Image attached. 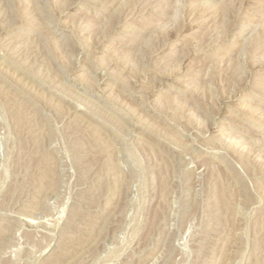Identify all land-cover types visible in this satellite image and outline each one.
Here are the masks:
<instances>
[{"label":"rangeland","instance_id":"obj_1","mask_svg":"<svg viewBox=\"0 0 264 264\" xmlns=\"http://www.w3.org/2000/svg\"><path fill=\"white\" fill-rule=\"evenodd\" d=\"M0 264H264V0H0Z\"/></svg>","mask_w":264,"mask_h":264},{"label":"bare ground","instance_id":"obj_2","mask_svg":"<svg viewBox=\"0 0 264 264\" xmlns=\"http://www.w3.org/2000/svg\"><path fill=\"white\" fill-rule=\"evenodd\" d=\"M107 1H108V0H107ZM110 1H111V0H110ZM111 3H112V2H111ZM113 5H114V4H113ZM147 11H148V10H147ZM151 14H152V13H151ZM154 15H155V14H154ZM195 15H196V14H195ZM197 16H198V15H197ZM200 16H202V15H200ZM200 16H199V17H200ZM203 16H204V15H203ZM146 18H147V17H146ZM144 20H145V19H144ZM146 20H148V19H146ZM150 20H151V18H150ZM200 22H201V23H202V22L204 23V22H208V21H202V20H201ZM201 23H200V25H201ZM203 25H204V24H203ZM128 32H129V31H128ZM16 42H17V41H16Z\"/></svg>","mask_w":264,"mask_h":264}]
</instances>
